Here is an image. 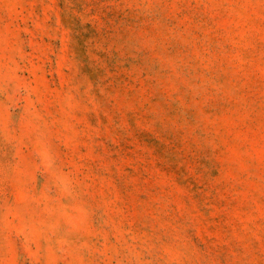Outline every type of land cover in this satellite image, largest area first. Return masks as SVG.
<instances>
[{
    "label": "rangeland",
    "instance_id": "rangeland-1",
    "mask_svg": "<svg viewBox=\"0 0 264 264\" xmlns=\"http://www.w3.org/2000/svg\"><path fill=\"white\" fill-rule=\"evenodd\" d=\"M0 264H264V0H0Z\"/></svg>",
    "mask_w": 264,
    "mask_h": 264
}]
</instances>
